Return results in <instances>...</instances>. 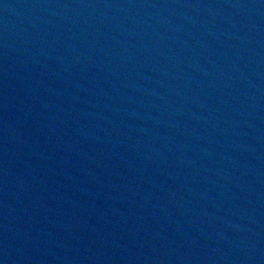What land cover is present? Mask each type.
<instances>
[{"label": "water", "instance_id": "1", "mask_svg": "<svg viewBox=\"0 0 264 264\" xmlns=\"http://www.w3.org/2000/svg\"><path fill=\"white\" fill-rule=\"evenodd\" d=\"M0 264H264V0H0Z\"/></svg>", "mask_w": 264, "mask_h": 264}]
</instances>
